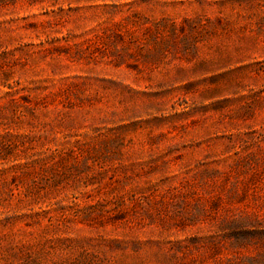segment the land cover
Segmentation results:
<instances>
[{
  "label": "rangeland",
  "instance_id": "374dc122",
  "mask_svg": "<svg viewBox=\"0 0 264 264\" xmlns=\"http://www.w3.org/2000/svg\"><path fill=\"white\" fill-rule=\"evenodd\" d=\"M0 264H264V0H0Z\"/></svg>",
  "mask_w": 264,
  "mask_h": 264
}]
</instances>
